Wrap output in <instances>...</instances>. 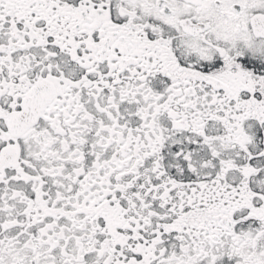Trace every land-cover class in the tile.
<instances>
[{
    "label": "snow or ice",
    "instance_id": "obj_1",
    "mask_svg": "<svg viewBox=\"0 0 264 264\" xmlns=\"http://www.w3.org/2000/svg\"><path fill=\"white\" fill-rule=\"evenodd\" d=\"M0 264H264V0H0Z\"/></svg>",
    "mask_w": 264,
    "mask_h": 264
}]
</instances>
